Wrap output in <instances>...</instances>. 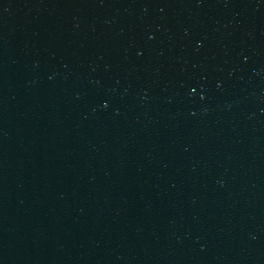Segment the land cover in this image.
I'll use <instances>...</instances> for the list:
<instances>
[{"label": "water", "instance_id": "water-1", "mask_svg": "<svg viewBox=\"0 0 264 264\" xmlns=\"http://www.w3.org/2000/svg\"><path fill=\"white\" fill-rule=\"evenodd\" d=\"M0 264H264V0H0Z\"/></svg>", "mask_w": 264, "mask_h": 264}]
</instances>
